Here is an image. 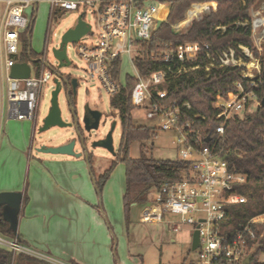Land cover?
<instances>
[{
	"label": "built area",
	"instance_id": "built-area-1",
	"mask_svg": "<svg viewBox=\"0 0 264 264\" xmlns=\"http://www.w3.org/2000/svg\"><path fill=\"white\" fill-rule=\"evenodd\" d=\"M173 1L47 0L51 13L55 10H77L80 5L90 6L94 16L93 26L86 23L89 30L77 41L68 42L66 50L69 43L76 44V54L85 62L87 77L98 80L109 96L125 85L119 76L117 79L111 77L110 66L115 60H119L121 66L126 59L133 68L132 74L126 77L136 80L130 92L133 106L145 110L146 118H155L159 122V130L176 133L174 144L177 157L190 163L189 171L183 173L181 179L160 184L150 202L141 209L140 221L159 222L164 220L165 213H172L179 216L178 221L171 222L174 231L183 225H189L192 232L197 230L199 245L193 264H264V209L236 228L223 225L228 216V207L246 203L247 198L243 193L246 174L230 165L221 150L207 143L201 144L199 132L192 129L190 122L181 120V108L191 109L188 102H183L181 106L175 102L169 105L162 102L168 95L167 86L172 74L177 76L199 68L209 72L211 68L242 67L243 79H256L251 83L253 89L246 91L236 81V91L226 96L216 94L212 103L217 110L215 119L220 121L215 131L221 135L229 119L244 116L251 107L260 106L261 101L254 91L262 82L259 59L241 44L238 45L239 56L232 47L211 55L208 44L202 46L189 41L149 51L144 43L159 24L167 22ZM38 2L0 0V128L4 113L12 119L34 120L43 86L53 82L50 85L53 90L55 79L61 81V74L45 61L44 55H32L29 28L35 19ZM210 3L211 0H192L184 18L170 23V27L174 31L187 29L193 21L200 20L210 12ZM162 12L165 17L161 18ZM235 24L250 27L252 41L260 53L264 47V0L249 9L248 19ZM216 29L224 31L225 26ZM86 36H90L93 42H80ZM144 56L161 58L165 63L176 60L180 66L175 71L171 66H166L144 77L135 65V61ZM243 57L248 61H244ZM17 63L29 65L28 77L11 76V69ZM151 128L156 137V127ZM0 248L53 263L16 237L1 233Z\"/></svg>",
	"mask_w": 264,
	"mask_h": 264
},
{
	"label": "trees",
	"instance_id": "trees-1",
	"mask_svg": "<svg viewBox=\"0 0 264 264\" xmlns=\"http://www.w3.org/2000/svg\"><path fill=\"white\" fill-rule=\"evenodd\" d=\"M192 0H174L169 9L167 22H163L151 34L145 47L151 51L165 45H177L186 41L197 42L200 45L208 44L211 55L226 51L229 47L235 49L237 56L241 55L238 45H244L259 59L262 82L258 89L254 88L261 104L244 116H234L224 126L223 134L215 131L220 121L215 119L217 110L212 107L216 94L226 96L236 91L234 82L242 84L246 91L252 90L251 83L256 81L243 79L242 67L211 68L206 72L203 68L182 73L177 76L170 75L167 86L168 95L162 100L164 105L175 102L181 106L183 102L191 105L190 110L181 108V120L191 123L195 132H199V142L213 145L221 150L223 157L237 171L246 174L243 193L247 200L245 204L228 207V216L223 225L236 228L244 224L251 216L264 209V47L259 53L252 41L249 26H237L235 22L244 21L249 17V9L258 4L260 0H211L210 12L200 20L181 31H174L170 23L184 18ZM225 26V30L216 29ZM31 27L29 28V38ZM27 42V41H26ZM244 61H248V58ZM135 65L142 76L152 71L171 66L175 71L180 64L176 60L165 63L161 58L144 56L135 61ZM187 64L186 66H188ZM120 73V62L115 60L110 66V74L117 79ZM136 80L126 77L125 85L110 96V105L116 111L121 123L120 144L115 158L124 164V191L122 204L126 226L129 222L130 210L133 206L142 209L153 198L158 187L164 181H176L182 178L183 173L189 171L190 163L174 158H155L151 155L154 130L145 124H138L133 120L132 111L135 108L130 100V92ZM73 95L69 93V105L73 108ZM263 102V104H262ZM74 109V108H73ZM204 117V118H202ZM209 136V137H208ZM205 138H209L206 142ZM137 143L141 155L133 157L131 146ZM115 162L109 169L94 179L98 190L108 179ZM24 198V202H26ZM0 233L15 237L10 231L8 223L2 217L0 206ZM53 264L36 259L21 253H12L0 248V264ZM76 264V263H70ZM139 264H144L143 260ZM181 264H193L184 260Z\"/></svg>",
	"mask_w": 264,
	"mask_h": 264
},
{
	"label": "rangeland",
	"instance_id": "rangeland-1",
	"mask_svg": "<svg viewBox=\"0 0 264 264\" xmlns=\"http://www.w3.org/2000/svg\"><path fill=\"white\" fill-rule=\"evenodd\" d=\"M50 10L47 0H39L31 27L30 47L33 56L44 55L45 61L53 69L58 70L63 78L69 82L73 78L76 79L77 86L73 97L74 109L67 101L68 87L66 83H62L58 93L61 117L65 122L71 123V126H54L44 132L38 131L50 106L52 91L50 85L53 82L45 84L41 89L34 120L12 119L4 113L0 128V183L7 187L24 189L27 186V173L32 171V164L29 163L31 159L44 160L59 156L37 152V146L41 144L56 146L76 138L74 150L81 152L83 148L85 149L89 159L84 157V164L88 174L89 171L92 172V177L97 178L99 173L109 169L112 162H115L108 179L100 190L97 189L98 192L93 181H90L96 216L103 220V232L109 233L111 236L107 244L111 247L108 246L104 249L100 244L96 245L95 256L92 258L93 261H96L95 264H139L141 260L144 264H181L184 260L194 262L197 259V251L191 249L192 230L190 226L183 225L177 231L172 229L171 222L178 221V215L165 213L163 221L141 222V210L138 206H133L126 226L122 204L125 180L124 164L105 148L92 146L93 142L105 137L112 123L115 122L112 130V145L114 152H118L121 134L119 117L110 105L109 94L99 81L87 77L84 70L85 62L76 54V44H68L66 54L70 64L67 66L58 67V60L52 52V49L60 44L63 33L76 25L80 14H82V19L91 26L94 24V16L90 6L82 7L80 5L77 10L65 12L55 10L51 13ZM160 17H165L164 12L160 14ZM80 42L89 44L93 40L90 36H86L81 38ZM132 72V66L124 59L120 66V81L124 82L126 75L132 74ZM69 89L71 90V87ZM86 109L100 112L99 126L90 132L83 128L82 120ZM253 110L254 108L251 107L249 113ZM132 117L138 124L156 127V137L153 136L148 142L152 143L151 155L153 157L174 158L177 156L174 144L177 139L176 133L171 130H159L157 128L159 122L155 118H146L145 110L142 108H134ZM130 153L133 157L141 155L142 152L137 143L131 146ZM96 234H98L99 243H101L100 238L104 234H100V232H96ZM52 258L57 260L54 256ZM65 263L70 264L69 262Z\"/></svg>",
	"mask_w": 264,
	"mask_h": 264
},
{
	"label": "crops",
	"instance_id": "crops-1",
	"mask_svg": "<svg viewBox=\"0 0 264 264\" xmlns=\"http://www.w3.org/2000/svg\"><path fill=\"white\" fill-rule=\"evenodd\" d=\"M29 163L32 171L27 173L24 189L0 183V192L23 194L17 228L20 242L51 259L53 264H95L92 258L96 245L108 248L111 236L103 232V220L96 216L90 185L95 177L91 171L88 174L84 156L33 158ZM96 232L104 234L101 243Z\"/></svg>",
	"mask_w": 264,
	"mask_h": 264
},
{
	"label": "water",
	"instance_id": "water-1",
	"mask_svg": "<svg viewBox=\"0 0 264 264\" xmlns=\"http://www.w3.org/2000/svg\"><path fill=\"white\" fill-rule=\"evenodd\" d=\"M89 30V26L86 22L82 19V15H79L77 18L76 25L73 28L67 29L62 37L58 48H53L52 52L55 58L58 60V66H67L70 64V61L66 55V44L68 42H75L77 41L82 35H84ZM30 74V67L27 63H17L11 69V76L14 78L20 77H28ZM62 83H66L68 87L67 91V101L69 100V93L71 87V93L75 95V89L77 86L76 79L70 80V82L61 77V81L55 79V88L51 91V99H50V106L48 109L47 114L42 119V123L39 126L38 131L44 132L51 127L58 126V127H69L71 123L65 122L60 113V109L58 106V93L61 89ZM263 104V102H262ZM99 119H100V112L97 110L86 109L84 116H83V128L90 132L91 130H96L99 126ZM75 121V125H76ZM115 122L112 123L109 131L106 133L105 137L93 142L92 146H98L105 148L108 150L112 155H115L113 145H112V130L114 129ZM80 138V135H78ZM209 138H205L207 142ZM76 144V138H73L63 144H59L56 146H47L41 144L36 147V151L42 154H51V155H66V156H73V157H80L84 156L86 159L88 158V154L86 153L85 149L83 151L76 152L74 150ZM23 194L21 191H2L0 192V206L2 207V217L8 223V227L10 231L14 234V236L20 240L18 235V218L19 213L21 210ZM199 245V235L198 231L195 230L192 232L191 238V249L196 250ZM249 258H247L248 260ZM31 264H42V263H31Z\"/></svg>",
	"mask_w": 264,
	"mask_h": 264
},
{
	"label": "bare ground",
	"instance_id": "bare-ground-1",
	"mask_svg": "<svg viewBox=\"0 0 264 264\" xmlns=\"http://www.w3.org/2000/svg\"><path fill=\"white\" fill-rule=\"evenodd\" d=\"M247 66H252V64H248Z\"/></svg>",
	"mask_w": 264,
	"mask_h": 264
},
{
	"label": "flooded vegetation",
	"instance_id": "flooded-vegetation-1",
	"mask_svg": "<svg viewBox=\"0 0 264 264\" xmlns=\"http://www.w3.org/2000/svg\"><path fill=\"white\" fill-rule=\"evenodd\" d=\"M71 92V91H70Z\"/></svg>",
	"mask_w": 264,
	"mask_h": 264
}]
</instances>
